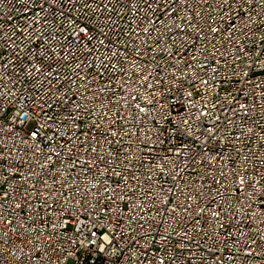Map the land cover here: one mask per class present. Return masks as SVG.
<instances>
[{
  "label": "built area",
  "instance_id": "obj_1",
  "mask_svg": "<svg viewBox=\"0 0 264 264\" xmlns=\"http://www.w3.org/2000/svg\"><path fill=\"white\" fill-rule=\"evenodd\" d=\"M0 264H264V0H0Z\"/></svg>",
  "mask_w": 264,
  "mask_h": 264
},
{
  "label": "snow or ice",
  "instance_id": "obj_2",
  "mask_svg": "<svg viewBox=\"0 0 264 264\" xmlns=\"http://www.w3.org/2000/svg\"><path fill=\"white\" fill-rule=\"evenodd\" d=\"M181 3H183V0H180ZM228 0H225V3H227ZM249 3H251V0H248ZM143 111V109H141ZM241 182H243V178H241ZM17 207H19V205H17Z\"/></svg>",
  "mask_w": 264,
  "mask_h": 264
}]
</instances>
